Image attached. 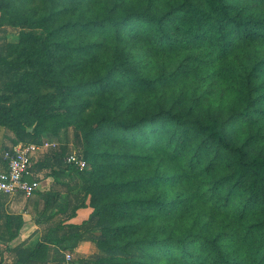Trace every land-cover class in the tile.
I'll use <instances>...</instances> for the list:
<instances>
[{"label": "trees", "instance_id": "16d2710c", "mask_svg": "<svg viewBox=\"0 0 264 264\" xmlns=\"http://www.w3.org/2000/svg\"><path fill=\"white\" fill-rule=\"evenodd\" d=\"M74 1L41 0L50 6ZM105 7L102 19L85 23L52 27L51 15L14 22L20 27L18 43L0 51V102L53 89L59 104L40 107L30 122L32 131L18 113L0 108L4 153L19 142L40 144L38 128L45 122L89 106L65 103L75 97L95 95L101 103L127 85L148 92L164 82L195 77L200 85L210 84L222 74L234 85L239 107L206 104L194 90L183 110L178 101L133 120L101 115L89 127L76 124L89 170L66 165L59 152L42 163L36 159L31 170L50 167L57 174L73 169L88 177L69 216L92 208L71 234L81 240L85 226L98 232L87 237L98 254L83 264H264V0H115ZM68 28L113 40V60L103 74L70 80L67 74L79 64L56 67L60 50H70L58 40ZM123 42L175 58L176 66L152 76L139 56L123 53ZM99 45L93 41L79 49L86 54ZM236 52L243 59L239 68L220 67ZM243 129L254 132L241 137ZM96 133L125 151L98 152ZM136 165L152 168L119 178L120 171ZM107 173L114 177L106 179ZM40 246L17 262L32 264Z\"/></svg>", "mask_w": 264, "mask_h": 264}, {"label": "rangeland", "instance_id": "374dc122", "mask_svg": "<svg viewBox=\"0 0 264 264\" xmlns=\"http://www.w3.org/2000/svg\"><path fill=\"white\" fill-rule=\"evenodd\" d=\"M107 3L108 5L115 3V0H76L73 3L59 2L54 6L41 0H0V51L9 44L18 43L20 27L15 24L17 19H41L51 15L54 19L52 27L85 23L90 19H102ZM160 6L165 7L164 4ZM124 7L125 5L120 6L121 9ZM58 40L63 44L67 43L70 50H60L56 67L66 64L74 66L76 63L80 65L79 68L73 67L67 74L70 80L93 78L96 74H103L105 66L111 64L113 60L115 43L105 35H92L83 30L68 28L61 32ZM93 41L100 42L101 45L92 48L86 54L82 53L79 47L87 46ZM120 49L123 53L139 56L143 70L152 76L159 75L163 69L170 71L177 63L175 58L168 59L156 55L143 44L126 45V42H123L120 44ZM242 60L240 54L236 52L225 59L220 67L239 68ZM195 78L173 84L164 82L158 89L148 92L138 91L133 86L127 85L101 103L95 95H84L80 99L75 97L65 102L69 105L89 103V106L84 110L72 109L68 115L58 110L59 116L48 120L44 126L38 128L41 131L40 144L34 145L40 147L37 155L39 163L58 152L63 158L75 154L85 161L82 134L76 128V124L79 123L84 128L89 127V124L101 115H119L125 120H133L141 115L152 114L160 107L172 108L178 101L177 107L183 110L188 107V101H191L194 90H197L196 95H202L206 104L217 106L221 102L226 107L235 104L239 107L237 91L235 92L234 85L226 76L219 74L210 84L202 85ZM58 99L59 96L53 89H42L37 96L17 95L8 101L0 102V108H3L6 114L18 113L20 123L32 131L35 126L30 122L36 111L49 103L58 107ZM28 107H31L30 113L26 111ZM253 132V129H243L241 137ZM93 138L98 152L105 150L114 152L117 149L125 151L122 146L111 144L106 135L96 133ZM33 143L36 142L29 140L18 144ZM151 168V166L136 165L125 172L120 171L119 178L140 176L146 171H151ZM84 169L89 170V166L86 165ZM39 173L41 185H38L35 194L30 198L23 196L14 198L18 207L14 209L13 214L4 213V217H0V264H13L14 261L16 264H23L17 262V259L19 260L20 255L28 257L37 244L41 246L32 264H61L68 254L73 257V262L70 264H83L82 261H88L98 254L95 244L87 240L91 234L97 235L98 232L97 230L88 232L89 227L85 226L86 233L81 240L75 239L71 234L88 220L92 208L87 206L78 209L74 217L69 218V216L73 207L78 205L79 199L84 195L83 185L88 181V177L73 169H65L55 174L50 167L42 168ZM113 177L112 174L107 173L106 179ZM3 197H6V200L13 199L12 196ZM107 200V202L112 201L109 198ZM65 235L69 236L66 241L57 244L56 240L62 239Z\"/></svg>", "mask_w": 264, "mask_h": 264}, {"label": "built area", "instance_id": "2783aa9c", "mask_svg": "<svg viewBox=\"0 0 264 264\" xmlns=\"http://www.w3.org/2000/svg\"><path fill=\"white\" fill-rule=\"evenodd\" d=\"M40 147L34 144H17L12 151L5 152V168L0 170V196L21 195L31 197L38 188V183L30 180L31 169L37 159ZM65 164L83 170L86 161L75 154L64 159ZM73 257L65 256V264H70Z\"/></svg>", "mask_w": 264, "mask_h": 264}, {"label": "crops", "instance_id": "0c3cea01", "mask_svg": "<svg viewBox=\"0 0 264 264\" xmlns=\"http://www.w3.org/2000/svg\"><path fill=\"white\" fill-rule=\"evenodd\" d=\"M5 128L0 126V170H3L5 168V162L3 160L4 155V145H5ZM39 160V159H38ZM40 173L39 171L31 170L30 180L35 181L38 183V185H41V178L39 177ZM21 195L12 196L13 199L6 200L3 196H0V217H4V213L11 215L13 214V211L15 208L18 207L16 199L14 198H20ZM21 212V211H20Z\"/></svg>", "mask_w": 264, "mask_h": 264}]
</instances>
